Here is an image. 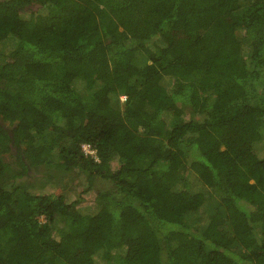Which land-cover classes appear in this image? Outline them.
<instances>
[{
    "label": "trees",
    "instance_id": "obj_1",
    "mask_svg": "<svg viewBox=\"0 0 264 264\" xmlns=\"http://www.w3.org/2000/svg\"><path fill=\"white\" fill-rule=\"evenodd\" d=\"M0 264H264V0H0Z\"/></svg>",
    "mask_w": 264,
    "mask_h": 264
},
{
    "label": "built area",
    "instance_id": "obj_2",
    "mask_svg": "<svg viewBox=\"0 0 264 264\" xmlns=\"http://www.w3.org/2000/svg\"><path fill=\"white\" fill-rule=\"evenodd\" d=\"M122 100L125 101L126 97L123 96ZM82 151L86 156L92 157L95 160H98L97 157V151L95 149H93V147L90 144H83L82 145Z\"/></svg>",
    "mask_w": 264,
    "mask_h": 264
},
{
    "label": "rangeland",
    "instance_id": "obj_3",
    "mask_svg": "<svg viewBox=\"0 0 264 264\" xmlns=\"http://www.w3.org/2000/svg\"><path fill=\"white\" fill-rule=\"evenodd\" d=\"M50 187H47V189H49ZM102 189V186H98L96 191ZM56 192H60L59 189H56ZM92 196V195H91ZM84 198L86 199V202H84V205H87L89 204L88 202L90 201L91 197L90 196H84Z\"/></svg>",
    "mask_w": 264,
    "mask_h": 264
},
{
    "label": "clouds",
    "instance_id": "obj_4",
    "mask_svg": "<svg viewBox=\"0 0 264 264\" xmlns=\"http://www.w3.org/2000/svg\"><path fill=\"white\" fill-rule=\"evenodd\" d=\"M122 99V98H121ZM123 101V100H122Z\"/></svg>",
    "mask_w": 264,
    "mask_h": 264
}]
</instances>
